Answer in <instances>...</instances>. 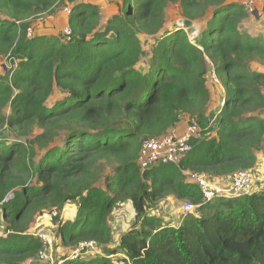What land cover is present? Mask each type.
<instances>
[{
	"label": "trees",
	"instance_id": "1",
	"mask_svg": "<svg viewBox=\"0 0 264 264\" xmlns=\"http://www.w3.org/2000/svg\"><path fill=\"white\" fill-rule=\"evenodd\" d=\"M69 1L67 40L28 37L32 20L54 15L65 0H0V61L12 64L0 77V129L13 136L0 133V208L11 232L0 236V264H42V244L27 233L35 217L54 211L62 222L68 204L79 211L76 221L58 227L63 244L96 241L106 254L63 264H264V185L202 203L185 174L219 179L258 163L264 73L250 63H264V36L241 29L248 11L226 0H122L121 13L102 25L98 6ZM169 4H179L184 19L170 31ZM197 21L203 26L192 41ZM141 34L155 38L144 71ZM210 72L223 98L219 110L207 113ZM55 87L63 97L49 104ZM182 117L211 124L215 135L192 139L180 164L142 173V142L166 134ZM35 127L42 132L29 139ZM107 164L112 173L105 175ZM169 196L196 209L180 225L163 227L148 212ZM124 201L132 203L136 223L112 248L109 218ZM118 254V262L110 258Z\"/></svg>",
	"mask_w": 264,
	"mask_h": 264
},
{
	"label": "rangeland",
	"instance_id": "2",
	"mask_svg": "<svg viewBox=\"0 0 264 264\" xmlns=\"http://www.w3.org/2000/svg\"><path fill=\"white\" fill-rule=\"evenodd\" d=\"M78 1H86V0H78ZM104 1V0H103ZM107 2H102L98 0V8L100 11V16L102 18L101 23L102 25L107 21L108 15L105 13V9H108L109 12H116L117 14L121 13L122 10V0H105ZM227 3H237L241 4L245 7L248 11L249 16L245 20L242 21L240 27L243 31L248 32L249 34H262L264 36V0H226ZM100 3V4H99ZM66 7H72V4L69 0H65L64 4L60 6L57 12L54 15H47L43 14L38 16L37 18L32 20V37L34 35H47V36H64L63 31L68 26L70 14L65 12ZM102 11V12H101ZM112 17V16H111ZM109 17V19L111 18ZM183 16L182 11L179 4H169L165 10V28L167 30H174V28L178 25H182L183 23ZM203 26V22H194L192 26V33L190 32L189 38L193 41L194 38L200 34L201 28ZM159 36V35H158ZM139 38L142 42V45L145 50V55L141 59L140 63L138 64V68L142 71L146 69L149 65V61L151 58V52L154 45V37L148 36L145 34L139 35ZM12 68V64L7 59H3L0 61V77L4 76L8 73L9 69ZM250 68L253 72L264 73V63L262 61L253 60L250 63ZM207 86L210 90V101L208 105L207 113H210L211 110H219L222 106V98H223V88L220 85L219 80L216 78L214 72H210L207 76ZM63 91L58 87H55L53 90V94L49 99V104H54L55 102L59 101L60 98L63 97ZM264 94V88H263ZM10 113L9 109L6 110V115ZM257 116L264 117V110L257 112ZM191 119L185 120L182 117L179 122L177 123L176 127L173 129H177L179 124H189ZM205 131L203 132L202 138L206 137H213L215 135V130L210 129L211 124L205 126ZM41 129L39 127H35L29 139H33L39 133H41ZM0 133H6V136L13 137L12 133L8 130V128L0 129ZM258 163L255 168L248 169L253 172L254 174V182L252 186V190H258L262 185H264V143L260 151L257 152ZM112 173V167L108 164L104 169V174L108 175ZM187 175L190 176L188 172H185ZM186 175V176H187ZM104 177V175H103ZM188 179V176H187ZM190 181V179H189ZM99 185L103 186V178L101 179ZM104 187V186H103ZM188 202V201H187ZM186 201H181L176 199L174 196H169L167 198L162 199L156 205L151 206L149 209L148 214L151 216H155L161 222L163 227L165 226H176L181 221L183 222L184 217L186 214L183 212L184 204L187 203ZM191 203V202H190ZM70 208L64 212L62 211V222H57L55 219L58 218L57 211L55 213L46 214L42 217H46L48 219L47 225L45 227V223L43 220L39 222V217H35L33 221V228L31 229V233H34V230L37 228L39 230H46V231H54L55 230V251H54V261L53 264H63L64 259L68 258L73 249L67 247L63 244L62 238L60 237L58 227L63 223H73L76 221L78 217V205L77 204H70ZM67 206V205H66ZM65 206V207H66ZM132 203L130 201L120 202L118 205L115 206L113 213L109 218L110 227L113 232L114 241L110 247H116L117 243L119 242V237L125 234L127 231L131 230L132 227L136 223L135 214L134 216L131 215L130 209L132 208ZM65 209V208H64ZM77 209V211H76ZM48 216V217H47ZM41 218V217H40ZM43 219V218H42ZM65 220V221H64ZM178 222L177 224H175ZM5 225L2 220V211L0 208V236L5 233L4 231ZM114 229V230H113ZM27 234H30L29 232ZM31 235V234H30ZM107 249V248H106ZM109 249V247H108ZM98 252V253H96ZM105 251L99 247L97 251L94 252L93 255H89L93 257H102L105 255ZM113 261L118 262L119 260L123 259V254H118L110 257ZM62 260V261H61ZM62 262V263H60ZM45 264V263H42ZM52 264V263H47Z\"/></svg>",
	"mask_w": 264,
	"mask_h": 264
},
{
	"label": "built area",
	"instance_id": "3",
	"mask_svg": "<svg viewBox=\"0 0 264 264\" xmlns=\"http://www.w3.org/2000/svg\"><path fill=\"white\" fill-rule=\"evenodd\" d=\"M65 12L71 14L72 7H66ZM64 37L70 40L72 31L67 26L63 31ZM28 37L32 38L31 29L28 31ZM205 129L201 126L196 118H192L189 122L188 130L184 134H180L176 129H171L160 137H152L144 140L137 158V164L142 173L151 171L161 165L180 164L181 161L192 150L191 140H201ZM188 181L195 184L200 189L202 195V203H210L216 199L238 198L253 192L252 186L254 182V174L250 170H239L228 177L227 181L220 182L218 179L206 173L188 172ZM196 206L190 202L184 204L183 212L188 215L193 213ZM54 211L53 213H55ZM5 233L1 235L6 237L11 232L4 229ZM31 231V230H30ZM29 233L36 237L42 244L37 259L41 263H52L54 261L55 251V230L46 231L34 230ZM100 245L96 241H84L79 243L73 249L72 254L67 260H77L82 257H91ZM98 253V252H96ZM105 256V255H103ZM62 263V262H60Z\"/></svg>",
	"mask_w": 264,
	"mask_h": 264
},
{
	"label": "crops",
	"instance_id": "4",
	"mask_svg": "<svg viewBox=\"0 0 264 264\" xmlns=\"http://www.w3.org/2000/svg\"><path fill=\"white\" fill-rule=\"evenodd\" d=\"M102 2H107V1H103V0H101ZM80 2H83V1H80ZM85 3H91V4H93V5H96V6H98V0H86V1H84ZM100 4V3H99ZM102 12V11H101ZM105 13L108 15V17L106 18L107 20L109 19V17H111V16H114L116 13H117V11L116 12H109L108 11V9H105ZM101 20H102V18H101ZM184 119L185 120H187V119H189V117H184ZM188 126H189V124H179V127H177V131L180 133V134H184V133H186V131L188 130ZM228 180V177H221V178H219L218 179V181H220V182H223V181H227ZM70 204H68L66 207H65V209H63L62 211H64V212H66L69 208H70ZM69 207V208H68ZM78 208V207H77ZM131 211H129V212H131V215L132 216H134V210H133V207L130 209ZM76 211H77V209H76ZM63 213V212H62ZM62 213H61V218H62ZM48 217V216H47ZM43 218V219H42ZM43 220V223H45V227H48V225H47V222H48V219H46V217H41V218H39V222H41ZM63 220V219H62ZM65 221V220H64ZM178 222H176L175 224H177ZM180 223H182V221L180 222ZM180 223H178L177 225H180ZM114 230V229H113ZM113 238H114V236H113ZM120 238V237H119ZM113 241H114V239H113Z\"/></svg>",
	"mask_w": 264,
	"mask_h": 264
},
{
	"label": "water",
	"instance_id": "5",
	"mask_svg": "<svg viewBox=\"0 0 264 264\" xmlns=\"http://www.w3.org/2000/svg\"><path fill=\"white\" fill-rule=\"evenodd\" d=\"M12 196L11 195H9L7 198H6V201H8L10 198H11Z\"/></svg>",
	"mask_w": 264,
	"mask_h": 264
}]
</instances>
